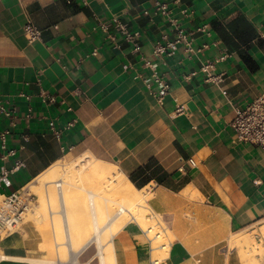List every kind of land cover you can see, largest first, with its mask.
Wrapping results in <instances>:
<instances>
[{"label":"crops","instance_id":"crops-1","mask_svg":"<svg viewBox=\"0 0 264 264\" xmlns=\"http://www.w3.org/2000/svg\"><path fill=\"white\" fill-rule=\"evenodd\" d=\"M158 1L189 31L207 25L194 44L207 42L202 57L219 58L218 80L184 47L155 53L175 37L169 16L154 12ZM28 21L42 31L34 42ZM120 25L141 32L138 49ZM157 76L171 85L163 97ZM262 93L264 0H0V98L10 112L0 108V135L10 129L8 149H17L3 158L0 138V171L17 157L26 163L0 194L69 154L113 156L152 194L173 236L155 262L147 230L132 219L112 239L114 264H245L244 231L264 223V150L239 141L231 123L235 107ZM156 169L162 182L145 179ZM36 231L26 224L0 237V264H40Z\"/></svg>","mask_w":264,"mask_h":264},{"label":"bare ground","instance_id":"bare-ground-1","mask_svg":"<svg viewBox=\"0 0 264 264\" xmlns=\"http://www.w3.org/2000/svg\"><path fill=\"white\" fill-rule=\"evenodd\" d=\"M83 152L85 153H80V156L71 162L61 163L62 169H57L58 171H62L60 176L62 181L56 180V185L59 186L58 192L55 191V188L47 185L46 181H48L49 176L42 178L39 185L32 183V181L26 188L29 187L33 190H38L40 196L39 206L41 207H46V202L48 201L52 203L54 200H58L60 203L57 205L60 204L61 206L60 212L63 214L65 233L68 241L71 242V246L73 245L72 243H75V240H79L77 243V249L79 250L86 247L89 242L96 240L98 246L101 248L100 252L103 263L108 264L102 251L103 241L120 231L128 222L129 218L133 217L139 221L138 217L140 215L133 210V205L138 203L137 193H140L142 189L138 188L122 171L111 170L105 162L88 154L90 152ZM45 173L46 171L37 178ZM50 177H52V174ZM88 182L92 184V187L87 186ZM78 189H82L85 192V195L89 199L88 203H90L94 230L93 234L89 236H87L86 231L81 230V225L79 227L77 216L73 210V199ZM0 196L2 197L3 195L0 194ZM55 216L57 215L55 214ZM146 230L151 235L153 260L158 262L166 254L171 241H163L159 234L162 230H157L154 225L147 226ZM52 246L54 247V244ZM46 248L48 247L46 246ZM40 260L32 259V261L37 262H40Z\"/></svg>","mask_w":264,"mask_h":264},{"label":"rangeland","instance_id":"rangeland-1","mask_svg":"<svg viewBox=\"0 0 264 264\" xmlns=\"http://www.w3.org/2000/svg\"><path fill=\"white\" fill-rule=\"evenodd\" d=\"M88 154H90L94 158H98L99 160L105 162L111 170L121 171L118 162L114 159L113 156L104 157V156L96 155L91 152ZM79 156L80 153L67 155L58 163L54 164L50 169H48L44 175L33 180L32 183H36L37 185H39L40 180L42 178L49 176V178L47 179L48 181H46L47 185L52 188H55V191L58 192L59 186L56 185V180L60 182L62 181L60 177L62 171H58L57 169H62L61 163L71 162L72 160L78 158ZM51 174L52 177H50ZM87 186L92 187V184L88 182ZM26 189L34 194V199L32 201L31 208L25 213L27 215H24V219L18 226V229L26 224H30L31 226L35 227L37 231L41 234L40 236L42 238V243L40 244V247L44 252V256L40 260V264H91V263L104 264L100 252L101 248L98 246V242L96 240L89 242V244L86 247L79 250L77 249V243L79 240L78 241L75 240L74 242L76 243V245L75 243H72L73 245L71 246V242L68 241L65 233L63 214L60 212L61 206L60 204L57 205L58 203H60L58 200H54L52 203L48 201L46 202V207L43 206L41 207L39 206L40 196L38 190L35 189L33 190L29 187H27ZM137 196H138V200H137L138 203L133 205V210L140 215L138 219L139 222L142 224V226L146 229L147 226L154 225L157 230L159 231L162 230L161 233L159 234H160V238L163 241L166 242L172 241L173 236L168 230L167 225L164 222L163 218L160 215H158L149 204V198L152 196V194L149 193L147 189H143L140 193H137ZM2 198L3 197L0 196V201L2 200ZM88 201L89 199L88 196L85 195V192L82 189H78L73 199V204H74L73 210H74V214L77 216V223L79 222L78 223L79 227L81 225L80 227L81 230L86 231L87 236L93 234V230H94L90 203H88ZM55 214L57 216H55ZM132 219L134 218L131 217L129 218L128 221ZM85 228L89 230L87 231V229ZM165 228L167 229V231ZM147 232L148 235L151 236L150 232L149 231ZM114 235H111L110 237H108L106 240L103 241L102 251L104 252L108 264L115 263L114 248L113 245L111 244ZM44 239L46 242L44 241ZM52 243L54 244V247L52 246L53 245ZM50 245L52 246L53 249L51 248ZM46 246L48 248H46ZM241 246L243 247L242 254L245 259V264H264V223L261 224L260 228H255L253 230H245L244 240L243 242H241ZM82 251L84 252L81 253ZM87 254H91V256L87 257L86 256ZM91 259H93V261H90Z\"/></svg>","mask_w":264,"mask_h":264},{"label":"built area","instance_id":"built-area-1","mask_svg":"<svg viewBox=\"0 0 264 264\" xmlns=\"http://www.w3.org/2000/svg\"><path fill=\"white\" fill-rule=\"evenodd\" d=\"M156 14H164L169 16V20L175 31V37L169 39L166 43H157L155 46V53L162 54L168 53L173 54L180 47H184L185 51L192 56H196L199 60L200 70L204 71L206 74V79L209 80H218L219 75L214 73L216 68V63L219 60L203 58L204 49L209 46L207 42L200 45L194 44V36L198 31H206L207 25L198 27L196 31L187 30L180 22L179 18L171 16V10L166 2H157L155 11ZM184 13H187V10H183ZM104 28H107V25H104ZM121 30L126 34L127 39L130 40L135 49L139 48V43L137 38L141 35L140 31L131 32L125 25H120ZM26 37L29 42H34L41 38L42 31L32 21H28L24 27ZM223 58V57H220ZM158 81L160 90L158 94L163 97L166 95L170 89L171 85L163 77H156ZM47 95L43 93V100H47ZM53 100V97L48 98ZM182 105L178 107V110H182ZM0 108L9 114L10 112L6 109L5 105L2 104L0 98ZM29 116L31 113L28 114ZM54 132L57 135H60L61 130L56 128L55 122H50ZM232 127L236 132L237 139L243 142H249L260 146L264 150V93L257 96L251 102H249L245 107H235V116L232 120ZM72 125V122L68 124V127ZM11 132L10 129H5L0 138L2 140V147L7 151L3 154V158L9 156H15L17 154V149L12 148L8 149V135ZM190 161L195 164L194 159ZM26 163L21 157H17L15 160V165L12 169H2L0 171V187L2 184L10 185L11 181L8 178V175L11 171L20 169L25 166ZM3 198L0 201V237L11 234L18 229V226L24 219L25 213L31 208L32 201L34 199V194L23 187L21 189L15 190L8 194H2Z\"/></svg>","mask_w":264,"mask_h":264},{"label":"trees","instance_id":"trees-1","mask_svg":"<svg viewBox=\"0 0 264 264\" xmlns=\"http://www.w3.org/2000/svg\"><path fill=\"white\" fill-rule=\"evenodd\" d=\"M147 167H150V165H148V166L146 165V167H140V168L137 170L136 173H137L139 176L142 175V174L145 172V170H146ZM158 169H159V168H158ZM158 169H156L154 172H152L151 175H146V176H145V177H146L145 179H148V178H150L151 176H153L154 178H156L157 180H159L160 182H162V178L156 175V173L158 172ZM153 174H154V175H153ZM130 178L133 180V182H134L138 187H141V182L137 179L135 173L131 174V175H130Z\"/></svg>","mask_w":264,"mask_h":264}]
</instances>
